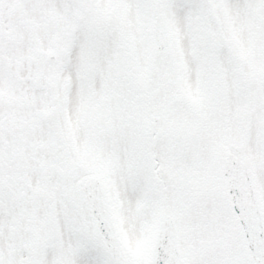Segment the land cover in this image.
I'll list each match as a JSON object with an SVG mask.
<instances>
[{"label":"snow or ice","instance_id":"6c2138e0","mask_svg":"<svg viewBox=\"0 0 264 264\" xmlns=\"http://www.w3.org/2000/svg\"><path fill=\"white\" fill-rule=\"evenodd\" d=\"M0 264H264V0H0Z\"/></svg>","mask_w":264,"mask_h":264}]
</instances>
